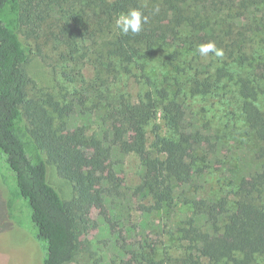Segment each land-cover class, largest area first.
I'll use <instances>...</instances> for the list:
<instances>
[{"label": "trees", "instance_id": "1", "mask_svg": "<svg viewBox=\"0 0 264 264\" xmlns=\"http://www.w3.org/2000/svg\"><path fill=\"white\" fill-rule=\"evenodd\" d=\"M45 7L46 35L61 49L62 95L38 105L26 90L30 47L19 33L47 19L24 1L0 0V173L13 183L9 215L22 201L45 246L41 264L74 261L84 209L100 201L95 172L114 154L140 157L142 213L166 217L159 236L169 244L149 251L145 239L129 253L133 264H264V0ZM132 9L148 22L124 34L116 20ZM209 42L221 56L199 54ZM70 117L79 124L67 136ZM242 148L252 163L246 155L240 178L227 180L225 158ZM50 169L70 187L69 200ZM100 179L116 193L112 172Z\"/></svg>", "mask_w": 264, "mask_h": 264}, {"label": "rangeland", "instance_id": "2", "mask_svg": "<svg viewBox=\"0 0 264 264\" xmlns=\"http://www.w3.org/2000/svg\"><path fill=\"white\" fill-rule=\"evenodd\" d=\"M21 1L28 5L32 13L43 15L47 19L40 29H28L19 33L20 40L30 47L29 57L24 64L25 73L29 78L26 89L28 97L38 105H43L45 102L50 103V99L58 100L62 95L58 71L55 72L61 69L63 64L60 59L61 49H58L53 37L46 35L49 20L44 11L48 0ZM83 75L91 78L93 73L91 69L86 68ZM201 106H205V103L202 102ZM200 108L197 113L201 120L204 114H200ZM78 124L79 121L75 117H70L66 135H70ZM233 141V138H230L229 147ZM246 155L252 163V154L247 153L246 148L235 149L233 159L230 156L225 158L222 172L227 175V180L240 178L239 173L246 167L241 161L246 159ZM139 171L138 156L121 157L114 154L102 162L100 169L95 172L98 178L95 190L100 201L91 202L84 209V224L79 228L78 234L79 251L70 264H133L129 253L138 248L145 239L150 245L149 251L154 242L164 241L169 244L163 235L159 236L166 217L142 213L148 203L135 192ZM110 172L115 175L114 187H118L116 193L107 192L114 183L100 179ZM3 176V173H0V264H41L45 246L39 241L37 231L29 219V211L22 201L15 204L13 215H9L7 185L12 181L3 180ZM49 178L63 199L69 200L71 196L68 184L59 180L52 169Z\"/></svg>", "mask_w": 264, "mask_h": 264}, {"label": "clouds", "instance_id": "3", "mask_svg": "<svg viewBox=\"0 0 264 264\" xmlns=\"http://www.w3.org/2000/svg\"><path fill=\"white\" fill-rule=\"evenodd\" d=\"M155 11H158L156 9ZM148 22V17L140 10L132 9L127 13L121 14L116 20V27L124 34L129 32L139 33L142 30L143 24ZM198 52L201 56H207L213 52L216 56H221L222 52L218 50L213 42L201 44L198 47Z\"/></svg>", "mask_w": 264, "mask_h": 264}]
</instances>
